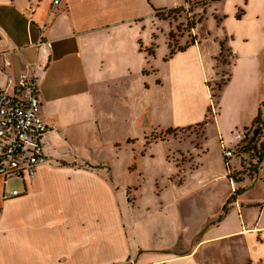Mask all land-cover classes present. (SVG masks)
Masks as SVG:
<instances>
[{"label": "crops", "instance_id": "obj_1", "mask_svg": "<svg viewBox=\"0 0 264 264\" xmlns=\"http://www.w3.org/2000/svg\"><path fill=\"white\" fill-rule=\"evenodd\" d=\"M184 3L63 0L50 15L51 0H0V54L10 62L0 75V87H6V76L34 75L40 115L49 128L46 162L33 180L19 181L22 194L4 200L0 185V264H225L228 246L240 245L246 252L244 264H260L264 150L253 180L234 185L226 179L229 189L219 212L192 237L200 234L198 246L176 252L183 243L178 234L167 248L132 251L123 228L115 183L121 149H129L139 131L153 127L151 92L163 87L150 66L155 53H147L155 41V10ZM242 7L240 20L232 15L240 32L218 40L219 45L228 39L234 56L209 125L219 137L249 129L256 118L264 123V0H244ZM223 17L219 23L230 16ZM41 40L50 45L45 55L35 48ZM199 45L196 41L164 61L168 50L162 59L175 85L172 93L162 95L173 120L165 131L203 122L212 104L207 78L217 75L216 57L205 66ZM192 74L199 78L194 83L200 87L198 95L193 83L188 85ZM232 140L234 147L239 145ZM237 189L243 192L227 215L213 223Z\"/></svg>", "mask_w": 264, "mask_h": 264}, {"label": "rangeland", "instance_id": "obj_2", "mask_svg": "<svg viewBox=\"0 0 264 264\" xmlns=\"http://www.w3.org/2000/svg\"><path fill=\"white\" fill-rule=\"evenodd\" d=\"M156 1L172 5L178 0ZM243 4L244 0H187L183 4V12L170 15L168 21L156 19L154 22L152 32L155 33V41L150 38L147 40L153 42L148 50L155 53L154 58L150 59V66L158 71L154 77L160 78L163 87H155L151 92L155 101L153 127L144 129V132L139 131L137 141L129 149L122 147L118 160L121 170L115 179L123 228L132 251L137 247L167 248L178 234L182 235L183 243L176 245V252L182 247L189 250L198 246L200 234L192 237L201 228H206L208 220L219 212L220 202L229 189L228 181L234 185L236 183L235 180H228L226 166L231 173L240 172L241 179L253 180L255 177L248 172L246 156L242 159L243 156L238 157L235 153L225 161L224 151L236 148L233 136L219 137L217 130L209 127L210 124L205 127L195 125L167 135L165 130L172 125L173 120L162 98L163 94L168 95L169 91L174 90L170 69L162 62L168 54L165 44L169 31L174 34L172 45L177 48L189 42L190 36H196L203 62L208 66L210 57L218 58V40L225 34L240 32L241 25L236 23L232 15L244 10ZM223 15L230 17L219 23ZM198 18H201V22L188 32L187 21ZM227 42L222 56L216 61L217 75L213 74L212 80L207 78L210 94L214 96L208 116L210 122H213L217 113L216 97L220 93L217 84L227 80L229 67L234 60ZM152 79L150 77L149 81ZM198 80L195 74L188 79V85L189 82L193 83L191 89L197 90V95L200 87L194 83ZM196 104L202 105V100L196 101ZM236 132L244 135L245 130ZM22 188V183L17 180L8 184L9 190ZM224 258L225 264H244V247L228 246ZM260 264H264V258Z\"/></svg>", "mask_w": 264, "mask_h": 264}, {"label": "built area", "instance_id": "obj_3", "mask_svg": "<svg viewBox=\"0 0 264 264\" xmlns=\"http://www.w3.org/2000/svg\"><path fill=\"white\" fill-rule=\"evenodd\" d=\"M63 5V0H51L49 14ZM50 47L42 40L35 44L40 55ZM10 68V62L0 54V75ZM6 87H0V185L3 199L22 194L9 190L10 181L24 182L35 178L37 167L46 162L44 139L49 128L40 115V102L36 78L28 72L16 77L6 76ZM234 140L241 144L243 133H236ZM235 150H225L224 158L229 160ZM264 181V176L261 177ZM264 202V199H263Z\"/></svg>", "mask_w": 264, "mask_h": 264}, {"label": "trees", "instance_id": "obj_4", "mask_svg": "<svg viewBox=\"0 0 264 264\" xmlns=\"http://www.w3.org/2000/svg\"><path fill=\"white\" fill-rule=\"evenodd\" d=\"M186 1L187 0H185V3H186ZM215 1H221V0H215ZM183 11H184V7H179V8L172 9V10H166V9L155 10V17L159 21H168L170 15L178 14V13L183 12ZM242 15H243V10H238V13L236 14L235 18L237 20H240ZM225 18L226 17H223V19H225ZM200 22H201V18H198L197 20L187 21L188 32L194 30L195 26L197 24H199ZM173 35L174 34L172 31H169V33L167 35V44L166 45H167V48L169 50V55L164 59V61H167L169 58H171L176 53L185 52L189 47L195 45V43H196V37L190 36L189 42L185 43L184 46L177 48V47L172 45ZM224 45H225V41L219 42V54L217 56L218 58L222 56V54L225 50ZM147 53L149 56L154 55L153 52L150 50H148ZM218 58L215 60L218 61ZM227 80H228V78H227ZM226 81L223 83L217 84V89L219 92L221 91L222 87L226 84ZM211 97H214V96H211ZM218 97H219V95L216 98H218ZM210 111L211 110L209 107L207 110L205 120L203 122L197 124L196 126H201V127L204 126L205 127V126L212 123V122H210V119L208 117L210 114ZM189 128H191V127H187L186 129H189ZM180 130H183V129H180ZM176 131H178V130H167L165 133L167 135H173V134H175ZM251 131H253V138L251 139V143L247 146H244V147H240V145H237L235 148V153L237 154L238 157L243 156L242 159H244V156H246L247 161H248V172L251 174H255V173H257V169L259 167V164L262 162V159H263L264 139L261 140V138H262L263 133H264V123H262L259 118H256L254 120V122L252 123V125L250 126V128L245 129L244 139L241 143L247 141L249 133ZM225 161L227 162V159H225ZM226 169H227V171H229L227 174L228 180H235L236 183H239L242 181L240 172H238L237 174H234V173L230 172L229 167L226 166ZM242 192H243L242 189H237L234 191V193L225 202L224 206L222 207L220 215L218 216L216 221L213 223H218L224 219V217L227 215L228 211L230 210L232 204L235 202L237 196H239Z\"/></svg>", "mask_w": 264, "mask_h": 264}, {"label": "water", "instance_id": "obj_5", "mask_svg": "<svg viewBox=\"0 0 264 264\" xmlns=\"http://www.w3.org/2000/svg\"><path fill=\"white\" fill-rule=\"evenodd\" d=\"M252 138H253V131H251V132L249 133V136H248L247 141H245V142H243V143L240 144V147H244V146L249 145V144L251 143V139H252Z\"/></svg>", "mask_w": 264, "mask_h": 264}]
</instances>
